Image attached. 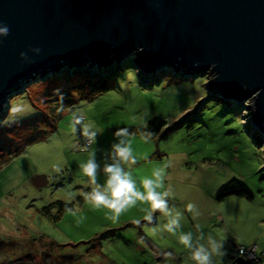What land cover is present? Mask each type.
I'll list each match as a JSON object with an SVG mask.
<instances>
[{"label": "rangeland", "instance_id": "374dc122", "mask_svg": "<svg viewBox=\"0 0 264 264\" xmlns=\"http://www.w3.org/2000/svg\"><path fill=\"white\" fill-rule=\"evenodd\" d=\"M121 62L113 61L111 74L97 78L107 89L95 97L68 94L86 70L64 68L28 82L0 110V161L11 158L0 167V263L31 255L26 264L64 258L72 264H196L178 233L162 228L168 212L152 209L149 221L141 208L148 202L138 201L114 217L89 199L94 185L80 168L94 154L96 181L103 184L116 131L146 126L155 116L167 121L155 137L144 140L128 129L136 159L122 164L137 187L143 190L140 182L153 168L163 170L166 207L182 213L178 231H191L206 246L209 235L221 242L212 264H235L228 253L240 243L264 250V131L253 122L250 101L211 92L207 72L172 66L146 72L134 60L115 65ZM80 135L93 140L85 151ZM41 174L48 182L37 186ZM233 179L254 198H219ZM57 199L73 206L55 221L42 208ZM45 252L51 257L44 259Z\"/></svg>", "mask_w": 264, "mask_h": 264}, {"label": "water", "instance_id": "95a60500", "mask_svg": "<svg viewBox=\"0 0 264 264\" xmlns=\"http://www.w3.org/2000/svg\"><path fill=\"white\" fill-rule=\"evenodd\" d=\"M2 24L9 31L0 35V110L49 73L135 55L146 72H207L210 91L249 100L264 131V0H0Z\"/></svg>", "mask_w": 264, "mask_h": 264}, {"label": "clouds", "instance_id": "9594fccd", "mask_svg": "<svg viewBox=\"0 0 264 264\" xmlns=\"http://www.w3.org/2000/svg\"><path fill=\"white\" fill-rule=\"evenodd\" d=\"M9 29L6 24L0 25V35H6ZM115 135L118 137L112 144V151L110 156L112 162L104 166V171L107 173V178L103 184L96 181V172L99 164L94 154L82 162L80 165L84 176L89 178V181L94 185L88 193L89 199L97 206H106L113 210L114 217L127 207L137 205V202H148V208L144 209V217L147 220L153 219L152 209H163L169 213L167 222L162 225V228L169 233L177 234V239L186 249H190V257L196 264H212V253L219 252L220 241L209 235L207 237L208 245L200 242L201 238L194 240L191 231H183L181 228L182 213L176 211L174 214L168 209V201L165 199L169 192L160 190L164 188V173L160 167L152 169L151 175L144 176L141 180L143 190L137 187L136 180L133 179L132 173L126 170L122 161H135L136 157L133 155L132 141L126 139L128 136L127 128H120ZM151 134L141 133L144 140H147ZM189 208L193 205L189 204Z\"/></svg>", "mask_w": 264, "mask_h": 264}, {"label": "trees", "instance_id": "16d2710c", "mask_svg": "<svg viewBox=\"0 0 264 264\" xmlns=\"http://www.w3.org/2000/svg\"><path fill=\"white\" fill-rule=\"evenodd\" d=\"M129 60H133V57H128L127 59L123 60L121 63H116L115 65L118 67H122L124 66V61L127 62ZM85 68L86 72L82 73L83 77H85V80H83L81 83H79L78 85H75L73 87H70L68 90L70 94L72 91H76L80 94H84L89 98L95 97L96 95L102 93L103 91H105L107 89V86L105 83H103L102 81L97 82L96 80H98L97 78H101L103 76V78L109 74H111L112 69L108 67H101L99 69L97 68H87V67H83V68H79V69H69V71L71 73H73L74 71H82ZM94 69H97L96 71H98V73L96 74V72L94 71ZM106 69V71H105ZM170 69V68H168ZM101 70V71H100ZM166 69H162L160 71V73H162V71H164ZM103 71V72H102ZM59 73H61V71H58ZM95 72V73H94ZM102 72V73H101ZM58 73V74H59ZM197 74H205V73H195L194 75ZM57 76V74H52V76ZM97 75V76H96ZM193 75V76H194ZM206 75V74H205ZM48 78V77H47ZM39 79H44V78H38L35 80H39ZM34 80V81H35ZM102 80V79H100ZM90 86L91 90L89 93H85V88ZM23 88V87H22ZM22 88L18 91L20 92L22 90ZM58 99V98H57ZM167 125V121L159 116H155L153 118H151L146 126H139V127H121V128H127L129 130H133V131H138L141 133H150L151 135L149 137H155L156 135H158L160 133V131L163 129V127H165ZM128 130V131H129ZM84 136L80 135V141L83 140ZM9 160H11V158L9 159H4L0 161V167L8 162ZM229 195H237V196H241V197H246L248 199H253L254 195L252 194V192L244 185L242 184L240 181L233 179L230 182H228L220 191L218 197L219 198H224L227 197ZM51 206H57L58 207V211L57 213H53L51 211ZM73 204L69 203V202H65L63 200L57 199L55 201H53L52 203H50L49 205L44 206L43 212L49 216L52 220L58 221L61 219L63 212L65 210H67L68 208H72ZM238 247L240 246H235V248L233 250H231L228 255L229 258L233 261L236 262V259L239 257L238 253ZM51 257V254H49L48 252H45L43 254V258H48ZM25 258H29L31 260L34 259L33 256L31 255H27L26 257H21L18 259H14V260H9L6 262H1L0 264H26L23 259ZM260 262V258L259 260H248L247 264H255ZM38 264H47V263H43V262H39ZM48 264H72V260L71 258H64V259H53L51 263Z\"/></svg>", "mask_w": 264, "mask_h": 264}, {"label": "built area", "instance_id": "2783aa9c", "mask_svg": "<svg viewBox=\"0 0 264 264\" xmlns=\"http://www.w3.org/2000/svg\"><path fill=\"white\" fill-rule=\"evenodd\" d=\"M92 141V138L89 136L83 137V140L79 142L80 150L85 151L91 146ZM237 251L239 255L244 257L246 260H259V256L256 252V245H253L252 247L240 246Z\"/></svg>", "mask_w": 264, "mask_h": 264}, {"label": "crops", "instance_id": "0c3cea01", "mask_svg": "<svg viewBox=\"0 0 264 264\" xmlns=\"http://www.w3.org/2000/svg\"><path fill=\"white\" fill-rule=\"evenodd\" d=\"M254 245H257V244H254ZM237 246H243V243H240V244L237 245ZM256 247H257L256 252H257V254H258L259 258H260V262L255 263V264H264V250L260 249L258 245H257ZM229 259H230V258H229ZM230 260H231V259H230ZM231 261H232V260H231ZM234 263H235V264H239V263H237V262H234Z\"/></svg>", "mask_w": 264, "mask_h": 264}]
</instances>
